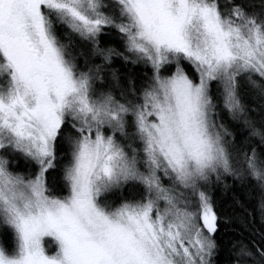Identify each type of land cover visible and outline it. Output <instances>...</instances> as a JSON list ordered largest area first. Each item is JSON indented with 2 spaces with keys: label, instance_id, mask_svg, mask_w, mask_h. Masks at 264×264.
<instances>
[{
  "label": "snow or ice",
  "instance_id": "obj_1",
  "mask_svg": "<svg viewBox=\"0 0 264 264\" xmlns=\"http://www.w3.org/2000/svg\"><path fill=\"white\" fill-rule=\"evenodd\" d=\"M0 264H264V0H0Z\"/></svg>",
  "mask_w": 264,
  "mask_h": 264
},
{
  "label": "trees",
  "instance_id": "obj_2",
  "mask_svg": "<svg viewBox=\"0 0 264 264\" xmlns=\"http://www.w3.org/2000/svg\"><path fill=\"white\" fill-rule=\"evenodd\" d=\"M114 45L118 44V38H112ZM121 61H117L115 67H121ZM122 71H129L131 74L137 77L139 80L143 77L144 73L147 69L143 65H132L129 64L127 69H121ZM62 163V162H61ZM23 160H20V168L19 171H25ZM60 177V165L56 170H53L49 173L50 180L52 178H56L59 180ZM225 183L228 185V188L225 189L223 185H220L215 189V196L217 200L224 205L228 211L226 216L231 217L230 222L221 223L220 229L217 234L218 239L221 241L222 245L227 246V243L237 238L240 234L249 230V224L252 219V213L254 208L256 207L254 201L252 200V196L250 190L244 186H242L239 182H234L231 178H227ZM128 189H125V193L127 194ZM245 212L249 215L247 218L245 217ZM252 227H258L257 225H252Z\"/></svg>",
  "mask_w": 264,
  "mask_h": 264
}]
</instances>
